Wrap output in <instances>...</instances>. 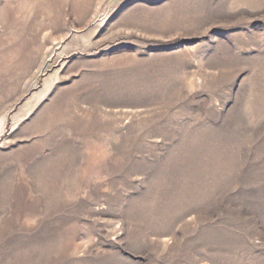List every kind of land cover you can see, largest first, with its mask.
I'll list each match as a JSON object with an SVG mask.
<instances>
[{"label":"rangeland","instance_id":"obj_1","mask_svg":"<svg viewBox=\"0 0 264 264\" xmlns=\"http://www.w3.org/2000/svg\"><path fill=\"white\" fill-rule=\"evenodd\" d=\"M0 264H264V0H0Z\"/></svg>","mask_w":264,"mask_h":264}]
</instances>
